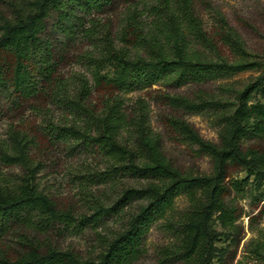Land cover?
<instances>
[{
  "label": "trees",
  "instance_id": "16d2710c",
  "mask_svg": "<svg viewBox=\"0 0 264 264\" xmlns=\"http://www.w3.org/2000/svg\"><path fill=\"white\" fill-rule=\"evenodd\" d=\"M114 2L28 0L15 6L12 16L0 22V106L4 102L17 111L40 96L42 105L61 109L79 122L51 125L47 132L51 143L57 138H74L85 146H94L109 160V170L98 180L106 182L125 173L156 179L162 186L126 189L113 206H98L91 217L78 220L81 225L89 221L95 224L119 203L144 200L126 227L106 242L96 261L82 260L69 251L41 246L29 239L19 240L17 251L4 240L12 225L20 221L27 226L67 225L74 223L75 218L70 211L57 209L32 183L39 162L31 151L36 147L41 152L46 137L37 139L13 127L9 144L0 145V162L5 167L20 166L26 176L17 183L0 173V264H137L146 235L162 220L160 227L173 238V243L161 248L158 264H224L228 247L235 244L240 216L236 207L228 203L231 191L264 184V74L238 93L231 112H226L227 105L221 102L159 95L163 105L191 113L212 107L224 109L219 144L202 139L179 118H162L170 139L196 146L212 161L208 175L181 174L165 161L157 142L149 139L145 104L139 102L137 114L128 121L122 97L156 85L180 88L203 84L254 65L209 62L190 55L187 49L193 42L214 45L187 0H152L144 11L153 18L151 23H145L133 12L112 37L108 23L96 21L93 16ZM85 20L89 27H85ZM75 31H80L83 41L92 48L82 56L89 67L91 83L83 77L69 83L62 77L64 55L58 40L61 36L70 38ZM167 32L172 39L170 45L168 40L157 39V34ZM252 92L258 98L254 102ZM128 127L139 132L135 146L120 141L121 132ZM240 172L245 173V178L233 180L232 176ZM180 195L186 197L187 209L179 218H171L174 200ZM263 212L262 209L259 214ZM33 215L36 223L31 219ZM221 238L229 242L228 247L216 246ZM254 252L264 260V242L258 243Z\"/></svg>",
  "mask_w": 264,
  "mask_h": 264
},
{
  "label": "rangeland",
  "instance_id": "374dc122",
  "mask_svg": "<svg viewBox=\"0 0 264 264\" xmlns=\"http://www.w3.org/2000/svg\"><path fill=\"white\" fill-rule=\"evenodd\" d=\"M26 1L28 0H0V22L10 18L15 6H22ZM187 1L214 45L212 47L193 42L187 49L190 55L209 62H245L254 66L230 77L203 84H189L180 88L156 85L147 90L131 92L122 97L123 111L129 121L137 114L138 103L145 104L146 133L152 142H157L165 161L184 175H208L212 171L210 157L198 152L194 145L170 139L162 124V118H179L202 139L219 144L218 134L222 127L224 109L212 107L199 113H191L163 105L158 97L166 93L181 95L195 102L199 99L221 102L227 105L225 111L231 112L238 93L253 85L264 74V0ZM151 3L152 0H115L111 7L93 18L101 23H108L114 37L133 12L141 16L145 23H151L153 18L144 14ZM86 21L84 25L89 27ZM168 34H157V39L168 40L170 45L172 39ZM58 43L64 55L60 66L63 79L72 83L75 78L83 77L91 83L89 67L82 56L91 52L92 48L83 41L80 31H75L70 38L61 36ZM106 73L110 75L111 71L107 70ZM257 99L252 92L251 102ZM42 103L39 96L16 111L3 102L0 106V145L9 144V133L13 127L37 139L46 137V146L41 152L36 147L31 151L34 160L39 162L33 171L32 183L37 191L54 202L57 209L70 211L75 221L67 225L39 223L32 226L20 221L10 227L4 238L5 243L19 251V240L29 239L41 246L69 251L82 260L96 261L106 242L126 227L128 220L144 200L132 199L126 204L119 203L114 211L95 224L89 221L81 225L78 220L81 217H91L98 206H113L126 189L142 188L149 184L158 185L160 188L162 182L125 173L101 182L97 177L103 176L109 170V160L94 146H85L74 138H57L51 143L47 134L51 125L70 126L79 122L67 112ZM138 135L139 132L134 127H128L121 132L120 141L128 146H135ZM0 173L8 181L17 183L26 176V171L20 166L5 167L1 162ZM244 178V172L232 176L236 181ZM228 203L236 207L240 216L236 222L238 235L235 244L228 247L229 242L224 238L216 244L218 248L228 247L224 264H262L264 260L257 258L254 249L258 243L264 242V212L259 214L264 210V184L260 188L245 186L240 192L231 191ZM187 206L186 197L178 196L169 216L179 218L185 213ZM31 219L34 223L38 221L34 215ZM161 223L163 220L146 235L143 255L137 264H158L161 248L173 243V238L160 227Z\"/></svg>",
  "mask_w": 264,
  "mask_h": 264
}]
</instances>
